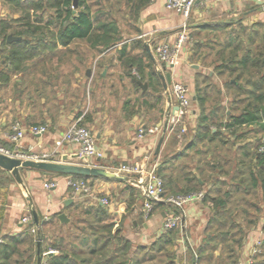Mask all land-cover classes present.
<instances>
[{
    "label": "trees",
    "instance_id": "1",
    "mask_svg": "<svg viewBox=\"0 0 264 264\" xmlns=\"http://www.w3.org/2000/svg\"><path fill=\"white\" fill-rule=\"evenodd\" d=\"M4 1L17 10L19 17L0 24V78L9 81L8 76L1 75L3 65L22 73L21 91L28 90V104L39 113H50L59 107L48 96L59 76H51L47 64L59 56L61 63L66 61L72 66L76 53L72 46L77 41H85L99 53L117 49V60L125 67L135 88L140 90L139 82H147L149 89L157 94V103L161 102L164 90L145 46L140 40L125 42L127 35L139 33L136 24L152 0H95V9L88 0H79L76 12L73 0ZM200 28L202 33L192 35L197 38V43H191L193 55L212 66L224 80L231 113L227 115L219 106L221 97L215 85L204 76L197 79L195 98L200 117L194 138L181 153L186 163L176 164L167 157L157 171L164 180V196L188 195L207 187L202 200L213 209L207 225V232L211 233L207 241L211 246L203 248L209 250L205 259L212 262L210 251L221 247L227 255L221 257L220 264H236L247 230L261 219L264 229V151H260L264 146V22ZM10 33L21 40L8 44ZM60 45L66 48L61 54L56 52ZM45 49L51 54H43L41 51ZM133 50L138 53L131 54ZM73 72L75 69L68 75ZM67 83L70 84L69 79ZM34 94L44 96L45 101L41 102ZM81 114L82 111L77 117ZM44 124L39 121L31 125ZM190 151L194 154H189ZM194 156L197 162L192 159ZM72 177L86 181L95 178ZM8 181L6 171L0 168V187ZM155 207L165 205L159 202ZM77 209L80 214L71 227L74 233L68 237L69 244L65 237L53 240L45 237L47 225L60 224L57 214L49 220L39 218L36 233L39 238L30 230L35 223L27 225L20 236L0 245V264H36L38 239L41 263L44 252L49 249L59 252L47 264H179L181 261L176 229L161 232L149 245H134L123 235L122 224L115 227L113 215L102 205L80 202ZM260 256L263 258L258 262ZM254 264H264V246Z\"/></svg>",
    "mask_w": 264,
    "mask_h": 264
},
{
    "label": "crops",
    "instance_id": "2",
    "mask_svg": "<svg viewBox=\"0 0 264 264\" xmlns=\"http://www.w3.org/2000/svg\"><path fill=\"white\" fill-rule=\"evenodd\" d=\"M165 4L166 0H152L142 10L136 24L139 33L127 35L125 42L140 40L149 53L161 43L174 45L183 24L186 23L190 40L182 49L179 64L171 69L161 65L159 71L164 75L170 72L172 81L183 82L189 88L191 107L185 119L187 128L185 134L187 136L189 134L188 139L183 140L185 134L181 137L178 135L180 143L176 142V146L168 150L166 154L165 148L168 139L172 136L170 135L172 131L168 129L160 154L156 156L155 151L159 139L163 135L168 117L166 115L167 98L163 82L158 75L159 71L156 72L161 81L164 95L161 102L157 103L155 99L157 94L149 89L147 82H145L147 84L145 90L142 87L140 90L135 88L126 74L125 67L117 60L119 56L117 49L99 53L95 51V48L89 46L87 50L92 55L95 53V58L91 60L92 70H86V77H89L91 83L95 74V83L101 82L99 85L100 94H97L95 89V101L89 102L91 110L88 107L85 111L82 109V101L77 93L78 89L82 87V68L84 67L83 53L79 49H74L76 50L72 64L74 67L68 65L66 61L61 63L58 60L59 56L54 57L52 62L47 64V68L51 69V76H59L58 80L53 82V92H48L50 100L57 101L59 107L52 109L50 113L44 111L42 114L33 109L28 104V90L21 91L23 90V74L9 70L5 65L2 66L1 75L8 76L9 81L4 82V78H0V146L12 152L37 154L51 152L55 149L56 141L61 139L75 119L83 116V122L94 134L96 145L103 154L102 158L95 159V164L100 168L110 171L115 165L121 164L139 163L150 166L155 163L159 165L164 155L173 158L176 164L186 163L187 159L181 153L194 138L200 117L199 105L195 98L197 79L204 76L206 80L214 84L221 97L219 106L226 111L227 115L231 113L229 110L230 99L225 95L224 80L217 76L212 66L206 65L205 62L193 55L191 43L193 41L197 43V38H193L192 35L202 33L200 27L203 25H230L240 22L243 25L251 26L257 22H264V6L258 5L254 0H198L192 8L189 19L185 20L182 14L168 10ZM18 17L19 13L12 5L0 0V24L2 21H10ZM10 35L19 37L12 33ZM19 38L21 40V37ZM7 43L10 44L8 39ZM121 45L122 43L118 44L119 47ZM65 51L66 48L61 45L56 50L59 54ZM41 52L45 55L51 54V51L47 49ZM137 53V50L131 52L133 55ZM68 68L75 69V72L68 75ZM88 71H90V75L87 74ZM31 76L33 74L29 75V77ZM37 76L39 77L38 74ZM68 79L70 84L67 83ZM146 92L148 93L145 94ZM34 95L41 102L45 101L44 96ZM148 97H151L153 102L149 101ZM69 105H72L70 110ZM80 111L82 114L77 117ZM39 121L45 122L44 126L48 128L46 134L31 135L26 133L18 143L11 140L12 126L15 122H20L23 127H28ZM177 126L182 127L181 124H177ZM154 127H158L159 130L155 133H147L143 137L139 136L141 128ZM77 153V145L64 143L58 149V154L53 161L61 162L66 157L69 163L80 164ZM189 154H194V151H190ZM191 166H195V164ZM6 175L9 178V183L3 188L0 187V245L9 242V239L13 237L20 236L26 230L27 225L22 222V219L32 214L33 211L38 214L39 218L45 220H49L56 214L59 219L60 214H65L68 219L66 222L59 219L60 224L47 225L44 228V234L50 240L56 237H65L66 243L69 244L71 239L68 237L74 233L71 227L80 214L77 205L80 202L89 206L101 205L99 199L105 197L108 198L109 205L102 206L113 215L115 227L122 224L123 235L134 245H149L160 236L165 211L169 209L163 203L165 207L156 211L157 213L147 216L145 221H139L140 217L144 216L142 207L146 198L142 190L132 181L95 177L89 181L93 186V195L79 197L68 185L73 178L70 175L47 174L38 170L22 169L21 176L26 189L15 181L10 172L6 171ZM48 182H53L56 186L46 189L45 184ZM69 200L72 202L66 205ZM212 209V205L205 204L203 200L186 204L184 226L179 230L177 237L178 253L181 256L179 264H220L221 257H226L222 255L221 248L218 247L210 251L212 262L205 259L209 250H203V248L211 246L207 241L211 236V233L207 232V225L212 217ZM35 226L39 231V226L36 224ZM262 230L263 219L247 230L243 247L239 252L240 258L245 256ZM50 250L52 249L48 251ZM48 251L42 254V263L44 264H47L51 257L59 255L57 250L52 255L46 254ZM36 260H38V254Z\"/></svg>",
    "mask_w": 264,
    "mask_h": 264
},
{
    "label": "built area",
    "instance_id": "3",
    "mask_svg": "<svg viewBox=\"0 0 264 264\" xmlns=\"http://www.w3.org/2000/svg\"><path fill=\"white\" fill-rule=\"evenodd\" d=\"M198 0H166V8L168 10L177 11L183 15L185 20H188ZM258 5L264 6V0H254ZM190 35L187 31L186 23L183 24L181 31L178 34L177 42L174 45L168 43L159 44L151 53L155 59L154 67L156 71L161 69V65H165L168 68H174L179 64L180 54L184 46L189 42ZM160 72V71H159ZM167 98V106L169 116L167 117V128L170 131L181 124L179 137H181L186 131V117L191 107V97L189 88L186 84L179 81H172L169 85L168 90L165 91ZM174 107H178L174 109ZM176 117L175 124L171 123V119ZM83 116L78 117L68 127L66 132L63 134L61 139L56 141L55 149L51 152L37 153H24L21 151L12 152L2 146H0V153L7 156L19 158L22 160H33V161H53L58 154V149L62 147L64 143L75 144L78 146L77 157L82 161L80 165L98 167L95 164V159H100L103 154L99 151L95 136L92 131L82 124ZM172 128H169L171 127ZM167 129V130H168ZM215 129V128H213ZM13 133L10 136L11 140L18 143L26 133L31 135H44L48 132V128L44 125H31L23 127L20 122H15L12 126ZM158 127L139 130V136L143 137L147 133H155L158 131ZM260 151H264V146L260 147ZM56 162V161H53ZM158 165L153 163L150 166L139 163L135 164H121L115 169H111L119 175L133 177V184L139 187L146 201L142 207V212L145 216H149L152 212L155 203H164L169 209L165 211V217L162 224V231L181 229L184 226L185 206L188 203L202 201L204 198V192H194L188 195H170L164 196V180L158 174ZM69 187L76 196H90L93 195V186L89 181L79 178H71L68 183ZM56 186L53 182L45 184L46 189H52ZM99 202L103 206L109 205L108 198H101ZM22 222L25 225L34 223L33 215L29 214L23 217ZM32 233H37L35 225L30 228ZM264 246V229L260 236L252 243L244 257L240 258L236 264H254L255 257L262 252ZM56 250H50L46 254L54 253ZM44 264V263H41Z\"/></svg>",
    "mask_w": 264,
    "mask_h": 264
},
{
    "label": "water",
    "instance_id": "4",
    "mask_svg": "<svg viewBox=\"0 0 264 264\" xmlns=\"http://www.w3.org/2000/svg\"><path fill=\"white\" fill-rule=\"evenodd\" d=\"M78 2H79V0H73L74 12H76L78 7H79ZM19 39H20L19 37H14V36L10 35L8 37V42L11 43L12 41L19 40ZM146 47L148 48V46H146ZM148 50H149V48H148ZM149 53H150V57H151L152 61L155 62V59H154L152 53L151 52H149ZM87 74L90 75V71H88ZM158 75L163 82V87H164L165 91H167L169 85L172 83L171 73L167 72L164 75L161 72H159ZM139 84L141 85V87L144 90L147 88V84L141 83V82H139ZM177 108L178 107H174V109H177ZM169 113L170 112L167 110L166 115L169 116ZM176 120H177V118L174 116L171 119V123L175 124ZM169 128H172V126ZM167 129H168L167 124H165L163 135L160 137L156 151H155L156 156H158L160 154L161 147H162L163 141L165 139V134H166ZM0 168L5 170V171L10 172L11 175L13 176V178L15 179V181L24 189H26V187H25L24 181H23L22 176H21V170L22 169H32V170L44 171V172H49V173H58V174H64V175H70V176L79 175V176H86V177H104V178L116 179V180H120V181H126V182L132 181L133 182V179H132L133 177L119 175V174H116L114 172L107 171V170L100 168V167H90V166H85V165H80V164H72V163H69L67 161L66 157L63 158V160L61 162L33 161V160H22L19 158L7 156L3 153H0ZM71 202H72L71 200L67 201L66 205L70 204ZM32 215H33L34 223L36 225H39L38 214L35 211H33ZM59 219L62 222H66L68 220L67 216L65 214H60ZM40 245H41V240L38 239V242H37L38 260H37L36 264H41ZM52 254L53 253H49V255H52Z\"/></svg>",
    "mask_w": 264,
    "mask_h": 264
},
{
    "label": "rangeland",
    "instance_id": "5",
    "mask_svg": "<svg viewBox=\"0 0 264 264\" xmlns=\"http://www.w3.org/2000/svg\"><path fill=\"white\" fill-rule=\"evenodd\" d=\"M88 2L93 6V8L95 9V0H88ZM220 34H222V33H220ZM222 41H223V36H222ZM88 47H89V44L88 43H86L85 41H79L77 44H74L73 46H72V48L73 49H79L80 51H82V53H83V59H84V67L82 68V76H83V78H82V87L81 88H79L78 89V91H77V93H78V96H79V99H81V101H82V109L85 111V109H86V107H88L89 108V102H94L95 100H94V96H95V89H96V91H97V94H100V84H101V82H99V83H95V74H94V76H93V79H92V82L90 83L89 82V77L87 78L86 77V70H92L91 69V60H93V58H95V53L92 55V54H90L89 52H88ZM71 70V68H68V70H67V72H69ZM93 70L95 71V69L93 68ZM136 73V72H135ZM91 78V77H90ZM96 86V87H95ZM83 88H84V96L82 95V93H83ZM148 99H149V101H152L153 102V99H151V97H148ZM113 104H115V103H113ZM70 108H72V105H69V110H70ZM90 109V108H89ZM93 109V108H92ZM91 110V109H90ZM90 110H89V112H90ZM157 110V109H156ZM88 112V113H89ZM154 113H155V110H154ZM84 125L86 126V127H88L85 123H84ZM89 128V127H88ZM90 129V128H89ZM180 127L179 126H176L175 127V129L171 132V134L170 135H172L169 139H168V142H167V145H166V148H165V152H166V154H167V152H168V150H171L174 146H176V142H177V144H179L180 143V140L178 139V135H179V133H180ZM188 129H189V127H188ZM185 134V133H184ZM183 134V135H184ZM186 135V134H185ZM184 135V137H183V140L185 141L186 139H188L189 138V134H188V136L186 135L185 136ZM183 142V141H182ZM191 155H193V154H191ZM168 156H166V155H164L163 156V158L161 159V161L159 162V164H161L166 158H167ZM192 159H196V156H194V158H192ZM79 163H81L82 161L81 160H79L78 161ZM118 166H120V165H115V167H113V169H115V168H117ZM112 169V170H113ZM9 182V181H8ZM91 183V182H90ZM92 185V184H91ZM203 192L204 191H206V188L204 189V190H202ZM84 197H88V196H84ZM161 208H154L153 210H152V212L151 213H157L159 210H160ZM157 211V212H156ZM144 215V214H143ZM77 216V215H76ZM146 217L147 216H143V217H140V220L139 221H145L146 220ZM180 229H176V234H177V237L179 236V231ZM221 248V247H220ZM221 251H222V255H227V254H225V252L222 250V248H221ZM262 256H260L259 258H258V262L259 261H261L262 260V258H261ZM239 258H240V256L238 255V258H237V261L239 260ZM231 262V261H230ZM236 263V262H235Z\"/></svg>",
    "mask_w": 264,
    "mask_h": 264
}]
</instances>
